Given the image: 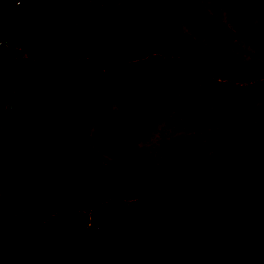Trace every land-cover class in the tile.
<instances>
[{"label":"trees","instance_id":"1","mask_svg":"<svg viewBox=\"0 0 264 264\" xmlns=\"http://www.w3.org/2000/svg\"><path fill=\"white\" fill-rule=\"evenodd\" d=\"M231 2L227 22L197 0L19 2L0 40V66L16 72L0 132V264H264V137L214 139L197 156L185 140L161 165L136 152L169 89L214 97L189 128L264 123V106L251 112L264 99V14L253 25L256 0ZM178 17L216 47L202 51ZM236 39L258 58L239 60ZM99 123L108 170L88 163Z\"/></svg>","mask_w":264,"mask_h":264},{"label":"rangeland","instance_id":"2","mask_svg":"<svg viewBox=\"0 0 264 264\" xmlns=\"http://www.w3.org/2000/svg\"><path fill=\"white\" fill-rule=\"evenodd\" d=\"M21 0H0V40L7 35L4 22L8 19L18 18V5ZM164 0H161L163 3ZM200 6L209 14H212L224 22L228 20L229 10L232 8L231 0H197ZM123 0H115L116 5H121ZM234 7V6H233ZM44 14L57 19V15L52 9L44 10ZM264 14V0H256L254 11L248 14L247 18L253 25L262 24ZM72 17V15H71ZM184 32L189 33L196 39L202 51L213 49L216 45L198 30H191L185 21L177 18ZM230 26V24H228ZM228 49L238 56L243 62L257 59L258 56L253 47L242 39H236ZM16 72L12 67L2 64L0 66V132L9 125L6 116V109L11 103V98L15 89ZM163 104L162 113L145 129L143 135L137 140L136 152L139 156L145 157L155 165H161L169 160H176L175 154L185 140L191 141V148L186 147L184 153L197 156L208 154L210 144L214 139L232 137L239 139L244 135L257 134L264 137V123L256 120L250 114H246L240 119L233 120L227 116L224 121L217 122L210 127L189 128L187 126L188 114L198 110H211L214 108L215 99L212 96L200 94L198 90L189 92H178L169 89L160 97ZM187 105L186 112L182 111ZM264 106V99L259 100L251 112L258 107ZM118 113V107L110 108L108 114ZM7 120V122H6ZM101 123V122H100ZM99 124L93 126L88 134V146L90 148V158L88 163L93 168L108 170L114 158L106 151L102 135L98 129ZM1 168V166H0ZM1 193H0V207Z\"/></svg>","mask_w":264,"mask_h":264},{"label":"bare ground","instance_id":"3","mask_svg":"<svg viewBox=\"0 0 264 264\" xmlns=\"http://www.w3.org/2000/svg\"><path fill=\"white\" fill-rule=\"evenodd\" d=\"M243 40V39H242Z\"/></svg>","mask_w":264,"mask_h":264}]
</instances>
